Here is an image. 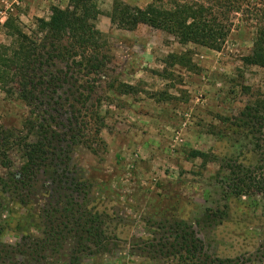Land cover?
Here are the masks:
<instances>
[{"label": "rangeland", "instance_id": "rangeland-1", "mask_svg": "<svg viewBox=\"0 0 264 264\" xmlns=\"http://www.w3.org/2000/svg\"><path fill=\"white\" fill-rule=\"evenodd\" d=\"M92 1L100 12V52L109 62L98 75L76 76L84 89L69 84L58 93L65 105L78 102L74 107L85 123L79 145L57 144L60 158L38 174L30 192L0 194V242L17 251L13 263L72 264L78 220L100 215L114 244L107 255H80L79 264H164L148 247L172 242L169 227L178 222L212 256L264 264V196L229 194L221 167L231 156L249 159L253 139L264 147V125L251 138L238 120L245 108L264 102V69L241 61L251 52L256 17L264 21L258 12L264 13V0H239L240 12L228 14L231 30L218 52L181 46L146 26L120 30L108 18L114 0ZM118 1L171 8L214 0ZM53 7L64 10L68 0H0V44L7 43L2 25L8 17L29 33ZM111 84L135 92L120 95ZM27 116L23 104L0 91L1 127L20 131ZM190 151L215 160H189ZM9 159V171L0 168L4 179L24 163L17 151Z\"/></svg>", "mask_w": 264, "mask_h": 264}, {"label": "trees", "instance_id": "trees-1", "mask_svg": "<svg viewBox=\"0 0 264 264\" xmlns=\"http://www.w3.org/2000/svg\"><path fill=\"white\" fill-rule=\"evenodd\" d=\"M208 2L213 4L185 1L171 8L154 3L138 8L114 0L108 18L120 30L132 32L139 26H146L173 36L181 46L192 44L218 52L231 30L228 14L240 12V1ZM219 9L227 11L219 12ZM258 12L264 16L263 12ZM99 15L92 0H68L66 9L53 7L48 19H35L29 33L23 31L12 17L3 23L7 43L0 44V91L6 99L23 104L29 110V116L24 119L20 131L0 126V168L9 171V153L12 151L19 152L24 161L18 172H7L5 179L0 177V194L11 190L30 192L38 174L60 158L62 151L57 144L64 142L78 146L81 142L85 123L80 121L82 116L74 107L78 102L65 105L58 93L66 85L76 86L77 75L83 72L84 76L98 75L109 62L100 52L104 40L95 27ZM255 20L257 26L251 52L241 61L245 66L264 69V21H260V17ZM174 58L169 56V59ZM87 84L88 92H92V85ZM76 87L77 90L84 89L82 85ZM109 89L120 95L135 92L133 87L125 84L116 87L111 84ZM81 94L78 96L83 98ZM89 98L86 97L85 102ZM92 116L91 113L89 117ZM238 120L241 122L239 127L253 138L264 125V102L245 108ZM100 126H104L103 122ZM64 129L67 131L60 133ZM253 141V148L247 151L251 156L249 159L231 156L221 162L222 169L227 172L225 185L234 197L264 196V147L259 138ZM188 158L201 160L203 165L215 160L199 151H190ZM20 202L26 204L23 198ZM1 209L0 202V217ZM88 219L78 220L76 255L71 259L72 264H79L80 255H107L114 244L102 228L100 215ZM169 231L174 234L172 242L148 247L153 258L163 260L164 264H244L238 257L219 258L208 254L181 222L169 227ZM2 233L0 224V236ZM16 252L14 247L0 242V264H14Z\"/></svg>", "mask_w": 264, "mask_h": 264}]
</instances>
